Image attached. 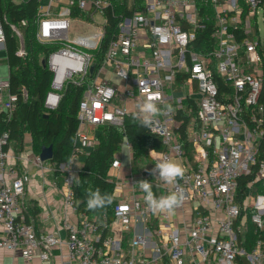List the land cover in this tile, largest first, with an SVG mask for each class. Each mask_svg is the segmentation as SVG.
<instances>
[{
    "label": "built area",
    "instance_id": "built-area-1",
    "mask_svg": "<svg viewBox=\"0 0 264 264\" xmlns=\"http://www.w3.org/2000/svg\"><path fill=\"white\" fill-rule=\"evenodd\" d=\"M37 2L36 40L56 47L44 60L51 73L44 107L57 109L69 85L84 89L71 155L51 166L62 176L66 205L75 213L73 174L79 175L81 160L99 145L92 132L108 125L123 127L136 104L149 96L160 106L171 104L173 111L157 117L149 128L162 150L150 148L146 156L135 159L125 137L114 155L107 176L116 201L113 219L104 216L94 222L80 214L75 224H65L66 238L38 233L29 220L21 200L32 182L28 164L43 168V162L39 156L29 159L14 152L9 133L4 132L0 136V249L27 262L56 259L59 264H264V105L260 102L264 44L252 39L258 34V15L264 14L261 1L146 0L143 9L119 17L99 64L97 52L112 2ZM201 7L214 11V46L206 52L192 45L206 28ZM73 22L93 30L71 38ZM13 29L21 41L18 55L25 57L24 39L18 27ZM239 31L243 32L240 40ZM5 45L0 18V49ZM215 76L224 81L223 91ZM2 90L9 91L8 79L0 81ZM17 103L18 96L9 92L3 106L10 117ZM180 111L188 116L184 137L179 132L185 121L177 117ZM161 155L185 169L174 185L149 175ZM141 179L152 183L157 197L180 191L182 205L172 213H153L136 183ZM251 232L257 235L253 245L247 237Z\"/></svg>",
    "mask_w": 264,
    "mask_h": 264
},
{
    "label": "trees",
    "instance_id": "trees-1",
    "mask_svg": "<svg viewBox=\"0 0 264 264\" xmlns=\"http://www.w3.org/2000/svg\"><path fill=\"white\" fill-rule=\"evenodd\" d=\"M113 10L107 11L108 25L106 34L101 41L97 62L114 37L117 30L119 17L131 16L134 11L141 10L146 0H110ZM264 8V0H260ZM202 6V5H201ZM204 6V5H203ZM201 15L206 23V28L200 31L197 39L192 43L196 51H210L214 46L212 32L215 27L214 11L210 7H201ZM77 12H74V16ZM38 16L37 0H24L15 3L13 0H0V18L3 22L6 43L7 63L9 67V91L18 96L17 109L10 117L6 111L0 112V136L9 133L10 142L16 143V149H23L24 138L30 134L35 152L40 153L43 146H53V164H59L69 159L73 147L74 136L78 127L79 103L83 96V87L69 85L62 92V98L57 109L49 111L44 107V98L51 89V73L44 60L48 53L55 49L54 46L41 45L35 37V23ZM26 25H22V21ZM18 27L23 39L26 56L21 57L18 51L21 48L19 35L13 29ZM238 39L243 38L239 31ZM261 53L264 56V50ZM264 67V58L262 62ZM219 90L225 89L224 81L215 76ZM24 91L27 93L25 97ZM260 102L264 105V87ZM178 118H184L180 133L186 134L187 115L180 111ZM100 136V144L94 152L85 159V164L77 176L79 183L73 187L74 201L79 214L86 216L94 222H101L104 216L109 221L113 219V210L116 201L113 198V185L107 181L111 162L120 145L126 137L132 144L135 159L147 155L148 149L162 150L159 139L153 135L149 128L140 127L139 122L132 116L125 120L123 127L104 126ZM189 148L187 145H185ZM60 178L62 176L59 174ZM63 180V179H62ZM99 189L102 194L112 197L110 204L102 209L90 211L86 206L87 190ZM32 214L37 215V208L32 209ZM248 241L253 245L257 235L253 232L247 234Z\"/></svg>",
    "mask_w": 264,
    "mask_h": 264
},
{
    "label": "crops",
    "instance_id": "crops-1",
    "mask_svg": "<svg viewBox=\"0 0 264 264\" xmlns=\"http://www.w3.org/2000/svg\"><path fill=\"white\" fill-rule=\"evenodd\" d=\"M7 63L6 45L5 49H0V81H6L9 78H2L1 67ZM8 65V63H7ZM9 68V67H8ZM111 78H116L111 76ZM117 79V78H116ZM118 80V79H117ZM115 81V80H114ZM117 82V81H116ZM10 91H0V112L5 111L3 103L7 99ZM103 127L95 129L92 135L98 137L100 144V136L103 134ZM100 134V135H99ZM29 136V146H25V139ZM10 148L17 153H21L24 158H35L40 153L35 152L32 146V138L30 134H26L24 138L23 149H16V143L10 142ZM97 147L91 149V154ZM87 158V157H86ZM81 160L83 166L85 159ZM23 161H19V166L22 167ZM128 163V158L124 157V164ZM53 163L50 161L43 162V168L37 167L35 164H28V170L32 176V182L27 188L22 203L28 212L29 220L34 224L38 233H53L61 238L67 237V228L65 224H75L79 219V213H75L73 209L66 205L65 193L66 189L63 186V180L59 174L51 170ZM37 208V215L32 214V209ZM141 248H138V253L141 255ZM59 251H55L58 254ZM146 258L150 256L147 251ZM0 264H59L58 261L47 262L34 258L30 261H25L20 255L13 257L9 252L0 249Z\"/></svg>",
    "mask_w": 264,
    "mask_h": 264
},
{
    "label": "clouds",
    "instance_id": "clouds-1",
    "mask_svg": "<svg viewBox=\"0 0 264 264\" xmlns=\"http://www.w3.org/2000/svg\"><path fill=\"white\" fill-rule=\"evenodd\" d=\"M172 111L171 104L165 103L160 106L152 96H149L136 104V111L131 115L133 120L139 122L140 127L150 128L157 117ZM184 174L185 169L180 163L163 155L156 160L154 166L149 170V175L155 176L169 185L176 184L177 180L182 178ZM73 177L79 183V178L75 174H73ZM136 183L145 193L144 201L148 209L153 213H172L183 203V194L178 190L157 197L152 190V183L147 179H141ZM111 201L112 197L108 194H102L98 188L95 190L89 188L87 190L86 206L90 211L102 209L110 204Z\"/></svg>",
    "mask_w": 264,
    "mask_h": 264
},
{
    "label": "rangeland",
    "instance_id": "rangeland-1",
    "mask_svg": "<svg viewBox=\"0 0 264 264\" xmlns=\"http://www.w3.org/2000/svg\"><path fill=\"white\" fill-rule=\"evenodd\" d=\"M257 29H258V34H255L252 39L253 41H260V43L264 44V14L261 12L258 15L257 18ZM93 28H90L89 26H84L81 27L79 23L73 22L72 27H71V32H70V37L73 38L76 35H82V34H89L91 33ZM1 73H2V78H7L9 75V68L7 63L1 67ZM113 80L117 81L116 78H113ZM100 135V134H99ZM29 136L26 137L25 139V146L28 148L29 146Z\"/></svg>",
    "mask_w": 264,
    "mask_h": 264
},
{
    "label": "water",
    "instance_id": "water-1",
    "mask_svg": "<svg viewBox=\"0 0 264 264\" xmlns=\"http://www.w3.org/2000/svg\"><path fill=\"white\" fill-rule=\"evenodd\" d=\"M40 160L42 162H46V161H50L53 159L54 157V151H53V146L50 145V146H43L42 147V150L40 152Z\"/></svg>",
    "mask_w": 264,
    "mask_h": 264
}]
</instances>
